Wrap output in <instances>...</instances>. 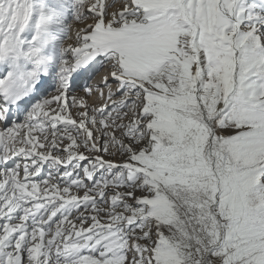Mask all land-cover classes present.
I'll return each mask as SVG.
<instances>
[{
  "label": "snow or ice",
  "instance_id": "snow-or-ice-1",
  "mask_svg": "<svg viewBox=\"0 0 264 264\" xmlns=\"http://www.w3.org/2000/svg\"><path fill=\"white\" fill-rule=\"evenodd\" d=\"M0 264H264V0H0Z\"/></svg>",
  "mask_w": 264,
  "mask_h": 264
}]
</instances>
